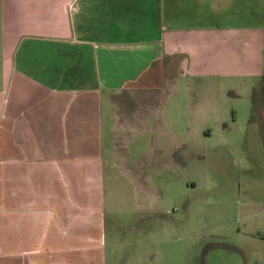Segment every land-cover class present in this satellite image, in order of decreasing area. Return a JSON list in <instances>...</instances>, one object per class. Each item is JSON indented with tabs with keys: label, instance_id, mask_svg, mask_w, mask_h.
I'll list each match as a JSON object with an SVG mask.
<instances>
[{
	"label": "crops",
	"instance_id": "obj_1",
	"mask_svg": "<svg viewBox=\"0 0 264 264\" xmlns=\"http://www.w3.org/2000/svg\"><path fill=\"white\" fill-rule=\"evenodd\" d=\"M182 77L210 115L240 80L256 107L264 0H0V264L107 263L100 139L153 127Z\"/></svg>",
	"mask_w": 264,
	"mask_h": 264
},
{
	"label": "rangeland",
	"instance_id": "obj_2",
	"mask_svg": "<svg viewBox=\"0 0 264 264\" xmlns=\"http://www.w3.org/2000/svg\"><path fill=\"white\" fill-rule=\"evenodd\" d=\"M237 82L218 87L213 116L182 77L153 127L104 133L106 264H264V91L253 107Z\"/></svg>",
	"mask_w": 264,
	"mask_h": 264
}]
</instances>
